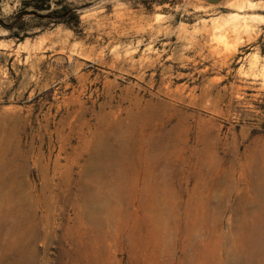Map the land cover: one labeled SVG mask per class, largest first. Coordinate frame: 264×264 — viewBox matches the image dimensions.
I'll use <instances>...</instances> for the list:
<instances>
[{
	"label": "rangeland",
	"instance_id": "rangeland-1",
	"mask_svg": "<svg viewBox=\"0 0 264 264\" xmlns=\"http://www.w3.org/2000/svg\"><path fill=\"white\" fill-rule=\"evenodd\" d=\"M22 2L0 0V140L23 193L40 194L37 213L55 203L39 258L219 264L240 229L215 196L259 192L264 0H61L52 8H74L78 23L26 14L23 29L5 28ZM114 131L130 133L129 157L112 162L97 212L77 193L88 181L81 193L96 194L91 144Z\"/></svg>",
	"mask_w": 264,
	"mask_h": 264
},
{
	"label": "bare ground",
	"instance_id": "bare-ground-1",
	"mask_svg": "<svg viewBox=\"0 0 264 264\" xmlns=\"http://www.w3.org/2000/svg\"><path fill=\"white\" fill-rule=\"evenodd\" d=\"M226 20L215 21V28L223 30L227 26ZM228 23L230 22L228 21ZM131 117L133 119V116ZM137 122V120H131L129 130ZM121 125L116 129H120ZM5 139L0 140V264H48L45 259L39 258L36 243L42 236L47 238L49 235L44 230V225L49 222L50 207L53 208L55 203H47L44 212L41 215L37 213L40 194H34L31 190L28 194L23 193L24 191L17 180V171L14 168L16 150L11 152L7 147L8 141ZM131 140L132 137L128 131L122 135L114 131L107 137L92 141V151L90 150L86 162V174L90 177V181L97 185L98 190L96 194H89L93 189L90 185L82 194V190L89 186V182L81 181L80 193H77V200L80 203L97 202L98 210H95L97 212L101 210V207L104 208V204L111 195L104 191L107 187L103 181L106 176L110 175L113 161L128 159L129 153L123 144L130 143ZM120 146L123 149L121 152L118 150ZM258 158L259 164L252 174L253 177L258 178V194H220L215 196L217 204L232 214L233 217H231L239 224L237 226L240 229V233L234 240L235 245L226 249L219 264H264V148L260 149ZM30 187L33 186L30 185ZM254 191L256 192V190ZM65 198L67 199V197ZM152 207L155 209L152 214L154 221L163 226L165 218L160 212L158 200L152 203ZM80 221L82 222L83 218H80Z\"/></svg>",
	"mask_w": 264,
	"mask_h": 264
},
{
	"label": "trees",
	"instance_id": "trees-1",
	"mask_svg": "<svg viewBox=\"0 0 264 264\" xmlns=\"http://www.w3.org/2000/svg\"><path fill=\"white\" fill-rule=\"evenodd\" d=\"M22 7L15 21L4 27L10 30L15 28L23 29L24 17L30 14L33 17L42 20L48 19L56 23H65L71 25L79 22L76 10L68 5H62L61 8H52L53 4H59L61 0H22ZM47 11V13H43ZM22 39L23 36H20Z\"/></svg>",
	"mask_w": 264,
	"mask_h": 264
},
{
	"label": "crops",
	"instance_id": "crops-1",
	"mask_svg": "<svg viewBox=\"0 0 264 264\" xmlns=\"http://www.w3.org/2000/svg\"><path fill=\"white\" fill-rule=\"evenodd\" d=\"M201 1L209 6H222L223 4H226L232 0H201Z\"/></svg>",
	"mask_w": 264,
	"mask_h": 264
}]
</instances>
